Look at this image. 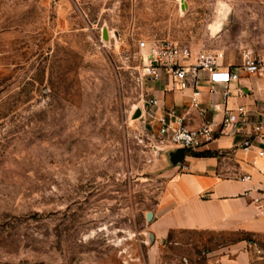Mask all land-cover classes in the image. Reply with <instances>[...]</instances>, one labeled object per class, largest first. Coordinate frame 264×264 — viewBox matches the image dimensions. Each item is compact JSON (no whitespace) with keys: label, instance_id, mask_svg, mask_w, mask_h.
Returning <instances> with one entry per match:
<instances>
[{"label":"rangeland","instance_id":"obj_1","mask_svg":"<svg viewBox=\"0 0 264 264\" xmlns=\"http://www.w3.org/2000/svg\"><path fill=\"white\" fill-rule=\"evenodd\" d=\"M161 40L263 57L264 0H0V264H219L234 236L148 228L172 165L138 44Z\"/></svg>","mask_w":264,"mask_h":264},{"label":"crops","instance_id":"obj_2","mask_svg":"<svg viewBox=\"0 0 264 264\" xmlns=\"http://www.w3.org/2000/svg\"><path fill=\"white\" fill-rule=\"evenodd\" d=\"M249 55L261 61L263 73H240L239 79L228 85L227 103L231 109L244 106L261 119L264 56ZM241 62L242 58L237 65ZM224 63L235 65L228 58ZM216 89L218 92L209 93L207 84L202 87L200 115L190 107L189 90L155 83L151 87V95L157 99L155 117L174 109L188 128L218 120L224 109L219 93L223 86L217 85ZM210 103H215L216 108L212 109ZM168 119L173 121L170 116ZM243 139L241 135L219 136L196 150L184 151L180 163L165 171L167 180L148 226L153 238L163 242L176 233L231 235L233 240L213 250L219 264H264V212L252 202L258 196L257 190L264 187V123L260 137L246 149L241 146ZM176 149L179 148L169 146L168 153ZM242 176L249 179L241 181Z\"/></svg>","mask_w":264,"mask_h":264},{"label":"built area","instance_id":"obj_3","mask_svg":"<svg viewBox=\"0 0 264 264\" xmlns=\"http://www.w3.org/2000/svg\"><path fill=\"white\" fill-rule=\"evenodd\" d=\"M141 52L142 66L140 79L147 81L152 87L155 83L172 84L180 91L189 90L190 107L201 115L202 87L207 84L209 93H216L217 85H222L219 91L224 109L218 120L203 123L197 128H188L183 116L176 114L174 109L155 117L158 126V136L170 147L184 151L196 150L219 136L241 135L244 137L241 146L246 149L262 134L264 114L258 119L244 106L235 109L228 107L230 91L228 85L239 79L240 73L260 75L263 73L262 63L249 54L242 57V62L235 65H225L222 53H211L193 50L168 40L141 41L138 44ZM145 104L151 108L157 106L156 97L150 95ZM212 109L215 103H210ZM168 116V117H167ZM169 116L173 119L171 122ZM187 167L183 166V169ZM242 176L241 181L248 180ZM252 202L260 206L264 212V187L257 190Z\"/></svg>","mask_w":264,"mask_h":264},{"label":"water","instance_id":"obj_4","mask_svg":"<svg viewBox=\"0 0 264 264\" xmlns=\"http://www.w3.org/2000/svg\"><path fill=\"white\" fill-rule=\"evenodd\" d=\"M184 150L183 149H176L174 152H169V161L172 166H175L180 163ZM148 218H151V213H148Z\"/></svg>","mask_w":264,"mask_h":264},{"label":"bare ground","instance_id":"obj_5","mask_svg":"<svg viewBox=\"0 0 264 264\" xmlns=\"http://www.w3.org/2000/svg\"><path fill=\"white\" fill-rule=\"evenodd\" d=\"M214 28L216 29V27H214ZM214 28H213V30H215Z\"/></svg>","mask_w":264,"mask_h":264}]
</instances>
